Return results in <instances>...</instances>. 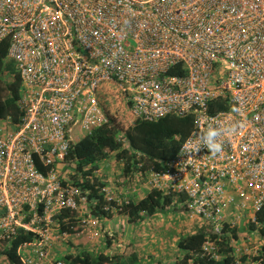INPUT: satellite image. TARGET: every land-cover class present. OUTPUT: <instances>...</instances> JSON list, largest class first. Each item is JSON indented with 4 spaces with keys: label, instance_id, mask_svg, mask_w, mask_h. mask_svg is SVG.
Masks as SVG:
<instances>
[{
    "label": "built area",
    "instance_id": "2783aa9c",
    "mask_svg": "<svg viewBox=\"0 0 264 264\" xmlns=\"http://www.w3.org/2000/svg\"><path fill=\"white\" fill-rule=\"evenodd\" d=\"M2 42L21 115L15 125L0 118V264H10L21 231L31 239L15 248L20 264H66L53 252L68 240L114 236L62 171L69 148L113 118L120 124L122 110L132 121L193 117L177 153L145 169L143 185L184 194L189 218L217 240L227 234L235 257L263 264L264 0H0ZM209 128L221 131L222 151L195 152ZM65 210L79 213L81 229H61ZM202 252L219 258L209 236Z\"/></svg>",
    "mask_w": 264,
    "mask_h": 264
},
{
    "label": "trees",
    "instance_id": "16d2710c",
    "mask_svg": "<svg viewBox=\"0 0 264 264\" xmlns=\"http://www.w3.org/2000/svg\"><path fill=\"white\" fill-rule=\"evenodd\" d=\"M6 52L7 42H2L0 44V118L10 117L15 125L21 115L17 104L20 82L17 76L11 78L7 76ZM192 128L191 115H167L156 121L134 119L125 129L113 118L69 148L62 171L64 182H71L87 192L90 215L100 217L101 223L119 214L125 216L131 225H137L156 213L170 208L171 205L180 209L179 211H185L187 205L182 203L186 199L184 194L164 193L159 189L145 187L143 178L145 169L151 167L160 170L165 161L174 157ZM138 163L142 166L137 167ZM104 186L113 193L111 201H107L102 192ZM106 205L115 207L117 211L114 214L108 213L104 210ZM55 219L61 229L70 225L71 233L81 229L78 222L79 213L74 211L65 210ZM66 220L69 224L65 223ZM207 236L216 244L219 258L210 257L202 252V244ZM113 238L114 236L105 237L100 242L109 246ZM216 238L217 234L208 224L200 225L192 233L180 235L176 245L183 252V258L176 264L249 263L247 256L238 258L233 255L234 245L230 243L227 234L221 235L218 240ZM28 239H31V234L22 231L13 239L11 247L7 249L10 264H20L15 248L21 241ZM240 244L237 241V246ZM53 253L56 259L66 264H139L140 260L136 251L131 249L126 252L127 254L115 252L110 255L106 251L94 252L88 247H80L71 240L67 241L63 249H57Z\"/></svg>",
    "mask_w": 264,
    "mask_h": 264
},
{
    "label": "crops",
    "instance_id": "0c3cea01",
    "mask_svg": "<svg viewBox=\"0 0 264 264\" xmlns=\"http://www.w3.org/2000/svg\"><path fill=\"white\" fill-rule=\"evenodd\" d=\"M143 189L146 188L143 187ZM155 215L137 225H131L125 216L119 214L102 221L101 225L112 232L114 238L109 246L96 241L95 246L99 247L97 251H106L111 255L115 252L123 254L131 249L138 254L139 264H176L183 258V252L176 245L177 238L186 231L192 233L200 226L201 222L187 216L186 219L176 222L177 224L170 223L169 228L165 231L161 226L163 222L154 219ZM186 226H189L188 229ZM125 233H129L128 236L125 237ZM168 246L172 247L168 248ZM91 247L93 248L94 245Z\"/></svg>",
    "mask_w": 264,
    "mask_h": 264
},
{
    "label": "rangeland",
    "instance_id": "374dc122",
    "mask_svg": "<svg viewBox=\"0 0 264 264\" xmlns=\"http://www.w3.org/2000/svg\"><path fill=\"white\" fill-rule=\"evenodd\" d=\"M15 61L13 59H6V65H7V70L10 74H13L15 72ZM120 121V125L121 127H123L124 129L127 128L129 126V123L132 121L131 117L128 116V114L122 110V113L119 115V119ZM230 209H232V204H230ZM180 209H178L175 206H170V208H167L166 210H164L163 212H160L158 214L155 215L154 219H157V221L163 222V224L161 225L164 230L166 231L169 228V224H177L176 222L181 221L182 219H186L187 215L185 212H183L182 210L179 211ZM189 226H186V228L188 229ZM186 231V230H185ZM188 231H186L184 234H188ZM129 234V233H127ZM126 233L124 234L125 237L128 236ZM134 236V235H133ZM87 236H83L79 241L80 247H85V248H89L91 249V251L96 252V250H98V248H96L95 246V242L96 240L94 239H89ZM94 240V241H93ZM112 244V243H111ZM94 247L92 248L91 246ZM172 246H168V248H171ZM144 251V250H142ZM156 254V253H154Z\"/></svg>",
    "mask_w": 264,
    "mask_h": 264
},
{
    "label": "clouds",
    "instance_id": "9594fccd",
    "mask_svg": "<svg viewBox=\"0 0 264 264\" xmlns=\"http://www.w3.org/2000/svg\"><path fill=\"white\" fill-rule=\"evenodd\" d=\"M221 131L215 128H209L206 134L199 137V142L193 146L195 152L203 147L210 151L213 155L222 151V143L219 141Z\"/></svg>",
    "mask_w": 264,
    "mask_h": 264
}]
</instances>
